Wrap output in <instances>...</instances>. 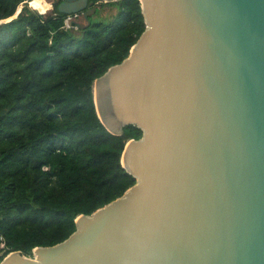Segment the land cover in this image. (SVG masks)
<instances>
[{
  "label": "water",
  "instance_id": "95a60500",
  "mask_svg": "<svg viewBox=\"0 0 264 264\" xmlns=\"http://www.w3.org/2000/svg\"><path fill=\"white\" fill-rule=\"evenodd\" d=\"M116 1L57 10L83 30ZM139 3L145 30L93 83L104 128L142 133L120 159L135 184L62 242L0 264H264V0Z\"/></svg>",
  "mask_w": 264,
  "mask_h": 264
},
{
  "label": "trees",
  "instance_id": "16d2710c",
  "mask_svg": "<svg viewBox=\"0 0 264 264\" xmlns=\"http://www.w3.org/2000/svg\"><path fill=\"white\" fill-rule=\"evenodd\" d=\"M21 1L0 0V262L62 242L78 216L122 196L135 179L121 154L142 135L110 134L93 102L94 81L145 30L139 0L99 3L116 14L83 30L64 26L60 2L44 16Z\"/></svg>",
  "mask_w": 264,
  "mask_h": 264
},
{
  "label": "rangeland",
  "instance_id": "374dc122",
  "mask_svg": "<svg viewBox=\"0 0 264 264\" xmlns=\"http://www.w3.org/2000/svg\"><path fill=\"white\" fill-rule=\"evenodd\" d=\"M55 1L56 0H22L18 5L17 10L21 11L23 7H27L39 14H42L44 16H49L53 14L54 11L53 3ZM95 8H96V12L90 16L92 22H105L111 19L116 14L117 11L116 8L114 7H110V6L100 7L99 4H97ZM15 14L13 16H15ZM4 22L7 21H2L0 23H4Z\"/></svg>",
  "mask_w": 264,
  "mask_h": 264
},
{
  "label": "built area",
  "instance_id": "2783aa9c",
  "mask_svg": "<svg viewBox=\"0 0 264 264\" xmlns=\"http://www.w3.org/2000/svg\"><path fill=\"white\" fill-rule=\"evenodd\" d=\"M76 16V15H75ZM75 16H66V18H65V21H64V26L66 27V28H74L70 23H71V21H73L74 19V17ZM46 170V169H45ZM3 248H4V244H3V239H2V237L0 236V250L3 252Z\"/></svg>",
  "mask_w": 264,
  "mask_h": 264
},
{
  "label": "flooded vegetation",
  "instance_id": "af4514ba",
  "mask_svg": "<svg viewBox=\"0 0 264 264\" xmlns=\"http://www.w3.org/2000/svg\"><path fill=\"white\" fill-rule=\"evenodd\" d=\"M63 0H56L53 4H57L58 2H62ZM76 21H82V18L79 15H76L74 18Z\"/></svg>",
  "mask_w": 264,
  "mask_h": 264
}]
</instances>
